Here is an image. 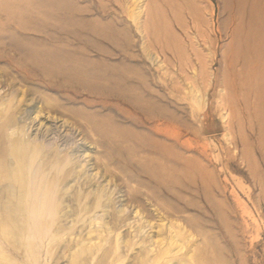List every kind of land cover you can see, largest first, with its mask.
Returning <instances> with one entry per match:
<instances>
[{"label":"rangeland","instance_id":"1","mask_svg":"<svg viewBox=\"0 0 264 264\" xmlns=\"http://www.w3.org/2000/svg\"><path fill=\"white\" fill-rule=\"evenodd\" d=\"M233 6L234 0H0V160L12 169L7 151L20 142L32 186V200L18 205L15 180L0 181V219L11 210L22 228L18 248L0 229V244L16 262L71 264L80 254L85 264H154L151 255L175 234L168 264H264V105L250 102L259 95L253 76L264 75V48H256L258 56L244 48L262 40L264 11L259 18L248 6ZM35 48L136 61L141 106L88 79L46 75L31 58ZM161 103L162 118L154 109ZM39 110L56 122L31 126Z\"/></svg>","mask_w":264,"mask_h":264},{"label":"bare ground","instance_id":"2","mask_svg":"<svg viewBox=\"0 0 264 264\" xmlns=\"http://www.w3.org/2000/svg\"><path fill=\"white\" fill-rule=\"evenodd\" d=\"M231 1H233V0H231ZM234 3H235V5H236V7H234V8H237V9H239L240 11L243 9V8H245V7H249V9H247V10H249V12H250V14L253 16V15H256V17H257V14L259 13H261V11H264L263 10V6L261 7L259 4H261V5H264V4H262L261 3V0H260V2L258 1V0H250V1H248V0H234ZM263 3H264V0H263ZM62 5H64V2H63V4ZM231 5H232V3H231ZM259 5V6H258ZM256 6H258V7H256ZM232 7V8H233ZM247 7V8H248ZM196 8H197V6H196ZM262 8V10L260 11V9ZM198 9V8H197ZM200 9H201V7H200ZM198 10L199 11V13L201 12V10ZM238 10V11H239ZM235 11H236V9H235ZM237 11V12H238ZM244 11H245V9H244ZM243 11V12H244ZM195 12V11H194ZM193 12V13H194ZM257 12V13H256ZM245 13V12H244ZM244 13H242V14H244ZM256 13V14H255ZM197 14V13H196ZM195 14V15H196ZM201 14V13H200ZM236 14V13H235ZM258 14V17L259 18H262L263 16H262V13L260 14L262 17H260V15ZM199 15V14H198ZM246 15H249V14H247L246 13ZM250 15V16H251ZM264 15V14H263ZM199 16H201V15H199ZM199 16H198V18H199ZM237 16H239L238 14H237ZM242 16V15H241ZM249 16V17H250ZM252 16H251V18H252ZM203 16H201V18H202ZM243 17V16H242ZM240 18V17H239ZM247 18V17H246ZM255 18V17H254ZM244 19V18H243ZM249 19V18H248ZM238 20H240V19H238ZM250 21V20H249ZM248 21V22H249ZM252 21L254 22V19H252ZM256 21V20H255ZM242 22V19H241V21L239 22V23H241ZM246 22V21H245ZM245 22H242V23H245ZM258 22H260V19L258 20ZM257 21H256V24H259ZM262 22H264V20H262L261 19V24L259 25V27L260 26H262ZM241 23V24H242ZM247 24V23H246ZM254 24V23H253ZM253 24L251 23L250 25H249V27L248 28H250V27H252L253 26ZM107 25V24H106ZM263 26H264V23H263ZM245 27H247V26H245ZM247 28V29H248ZM254 29V28H253ZM252 29V31H251V28L248 30L249 32H251V33H253V31L255 30H253ZM260 29V32H261V29L262 28H259ZM259 29H257V25H256V31L255 32H257V35H255V36H258V34L260 33H258V31L257 30H259ZM242 30V29H241ZM240 30V31H241ZM237 31L238 30H236V35L239 33V31H238V33H237ZM248 31H246V33L248 32ZM119 32V31H118ZM242 32V31H241ZM254 32V33H255ZM262 32H264V30L262 31ZM262 32H261V34H262ZM245 33V34H246ZM251 33L250 34H246L247 35V37H248V35L250 36L251 35ZM261 34H259L260 36H259V38H262V40H260L259 38V41L260 42H258L259 44H255V41L257 42V37H255L256 38V40L253 38V40H255V41H252L253 42V44H248V45H246V47H244L245 48V51H246V49H247V51L246 52H250L251 51V54H252V51L253 50H255V55L257 54V50H259V49H261V47H262V50H263V48H264V37H263V35H261ZM239 35V34H238ZM243 35V34H242ZM76 36H77V34H76ZM235 36V35H234ZM245 36V35H244ZM252 36H253V34H252ZM243 37V36H242ZM247 37H245V38H247ZM235 38V37H234ZM250 38V37H249ZM249 38H248V40H249ZM234 40V39H233ZM238 40V39H237ZM236 39H235V41H233V43L234 42H236L237 41ZM241 40H243L244 41V39L242 38ZM247 40V41H248ZM242 41V42H243ZM246 41V42H247ZM250 41V40H249ZM248 41V42H249ZM240 42V41H239ZM235 44V43H234ZM238 44V43H237ZM241 44V43H240ZM166 45V44H165ZM233 44H232V42H231V46H232ZM243 46H244V44H242ZM261 47H260V46ZM240 46V45H239ZM260 47V48H259ZM256 48H259V49H257L256 50ZM240 49H242V46H241V48ZM34 50V53L32 52L31 53V58L33 59V62H35V64L37 63V65L38 66H40L41 68H42V71L43 72H45L46 73V75H58V74H60V73H62V74H65L69 79H75V80H81V81H86V82H88V83H91L92 85L93 84H95V85H97L98 87H99V89L100 90H102V89H108L110 92V94H113V93H117V94H113V95H118L119 94V96H120V94H121V96H124V97H126V98H129V100L130 101H132L136 106H138L139 107V105L141 104V99L143 98L142 96H141V92L139 91V87H140V84H141V82H142V79L138 76L139 74V68H141L140 66H139V64L135 61H133V60H118V61H115V62H113V61H108V60H104V59H98L97 61L96 60H94V59H87L86 57H83V56H71V57H69V56H67V55H59V54H56V53H51V52H47V53H44V52H39V51H36V48L35 49H33ZM233 50V49H232ZM239 50V49H238ZM243 50V49H242ZM242 50H241V52H242ZM262 50H259V52L260 51H262ZM257 51V52H256ZM240 52V51H239ZM248 52V53H249ZM264 52V50L262 51V53ZM69 53V52H68ZM242 53H244V51L242 52ZM241 53V54H242ZM254 53V52H253ZM241 54H239V55H241ZM261 54V53H260ZM244 55V54H243ZM254 55V56H255ZM248 56V55H247ZM253 56V57H254ZM257 56H258V54H257ZM257 56H255V57H257ZM261 56H262V54H261ZM261 56H259L258 57V59L260 58V60H261ZM264 56V55H263ZM228 57V56H227ZM244 57V56H243ZM246 57V56H245ZM244 57V58H245ZM250 57V56H249ZM226 58V57H225ZM232 58V57H231ZM240 59V58H239ZM242 59V58H241ZM257 59V58H256ZM229 60V59H228ZM231 60V59H230ZM247 60V62H249V60L248 59H246ZM264 60V58L261 60V62ZM182 61V60H181ZM254 61H257V60H254ZM228 62H230V61H228ZM246 62V61H245ZM232 63V62H231ZM252 63H255V62H253V61H251V63H247L248 65H247V67L249 66V67H251L249 64H252ZM228 64V63H227ZM259 64H261V63H259ZM254 65V64H253ZM256 65V64H255ZM229 66V65H228ZM227 66V67H228ZM235 66V65H234ZM244 66V65H243ZM260 66V65H259ZM230 67V66H229ZM246 67V66H245ZM256 67H258V66H256ZM256 67H254V68H256ZM232 68V67H231ZM235 68V67H234ZM242 68V67H241ZM240 68V69H241ZM261 68V66L258 68V70ZM262 68H264V65H263V67ZM260 69L261 71L263 70V69ZM247 69V68H246ZM251 69V68H250ZM140 70H142V69H140ZM200 70V69H199ZM202 70V69H201ZM231 70H234V69H231ZM238 70V69H237ZM248 70V69H247ZM249 71V70H248ZM251 71H252V69H251ZM254 71V70H253ZM257 71V69L254 71V73ZM261 71H259L260 73H261ZM264 71V70H263ZM262 71V72H263ZM242 72V71H241ZM250 72V71H249ZM235 73V72H234ZM251 74L253 73V72H250ZM249 73V74H250ZM257 73H258V71H257ZM61 74V75H62ZM199 74V73H198ZM236 74V73H235ZM234 74V75H235ZM249 74H247V77H248V75ZM259 74V73H258ZM253 75V74H252ZM141 76H142V74H141ZM236 76V75H235ZM238 76V75H237ZM251 76V75H250ZM145 77V76H144ZM232 77V76H231ZM243 77V76H242ZM253 77H255V81H254V86H257V90H255V91H258L259 92V95H257L255 92H254V100H250L249 98H247V99H249L250 100V102L251 101H255V106L259 103V105L260 106H263L264 105V75L263 76H260V75H257V76H253ZM234 78V77H233ZM245 78V77H244ZM251 78V77H250ZM86 79H88V81L86 80ZM91 79V80H90ZM231 79V78H230ZM229 79V80H230ZM249 79V78H248ZM235 80V79H234ZM238 80V79H237ZM251 80V79H250ZM249 81V80H248ZM169 82V81H168ZM235 82H238V81H236L235 80ZM244 83V82H243ZM235 85H236V83H234ZM245 84H247V83H245ZM223 85V84H222ZM231 85H233V84H231ZM249 85V84H248ZM251 85V84H250ZM234 86V85H233ZM233 86H232V88H233ZM241 86V85H240ZM143 87V86H142ZM239 87V86H238ZM245 87V86H244ZM251 87H253V85L251 86ZM235 88H237V87H235ZM250 88V87H249ZM117 90V91H116ZM228 91V90H226V85H224V88H222V92L223 91ZM233 90V89H232ZM242 90V89H241ZM247 90H248V87H247ZM252 90V89H251ZM112 91H114V92H112ZM236 91V90H235ZM235 91H233V92H235ZM238 91H240V89L238 90ZM225 92H223V94H222V96H220V105L222 106V107H224V108H226V106H228V103H229V101L227 100V99H229L228 97H227V95L226 94H224ZM109 94V95H110ZM233 94V93H232ZM235 94V93H234ZM166 95V94H165ZM239 93H238V96L237 97H239ZM246 95V93L245 94H243V96H245ZM236 96V95H235ZM249 96V95H248ZM159 98V97H158ZM168 98V97H167ZM241 98V97H240ZM154 99V98H153ZM160 99V98H159ZM244 99V98H243ZM147 100H148V98H147ZM240 100V99H239ZM168 101V100H167ZM249 102V103H250ZM149 103H151V105L153 104V102L151 101V100H149ZM158 103V102H157ZM240 103V102H239ZM232 105V107H234L233 105L234 104H231ZM231 105L229 106V107H231ZM141 106V105H140ZM155 106V105H154ZM252 106V105H251ZM164 106L162 105V103L161 104H157V106H156V108H154L158 113V116L159 117H165L166 116V112H164V108H163ZM231 107V108H232ZM247 107H248V105H247ZM236 108V107H235ZM249 109H250V106L248 107ZM257 108V107H256ZM241 109V108H240ZM251 109H252V107H251ZM255 109V108H254ZM253 109V110H254ZM262 109V108H261ZM264 109V108H263ZM262 109V110H263ZM231 110V109H230ZM256 110V109H255ZM74 111V110H73ZM238 111H240V110H237V112ZM42 111L41 110H39L38 112H37V114L32 118V121L30 122V123H32L31 124V126L32 125H34V124H36V125H38V124H40V125H47L46 123H55L56 122V120H57V116L56 117H54V116H51L50 114H44V115H42V113H41ZM75 112H78V113H80V115H83L86 119H87V121L88 122H90V123H93L94 122V118H93V116H92V114L90 115V114H86V113H83L81 110H75ZM241 113V112H240ZM242 113H243V111H242ZM261 113H262V111H261ZM230 115V112H228V110L225 112V114L223 115V121L226 123V124H228V128L231 126V124H232V122L231 121H228V116ZM232 114H233V112H232ZM244 114V113H243ZM235 115V114H234ZM246 115H247V113H246ZM233 116V115H232ZM231 116V117H232ZM245 116V115H244ZM261 116V115H260ZM170 117V116H169ZM258 117V116H257ZM155 118V117H154ZM240 118V117H239ZM243 118V117H242ZM253 118V117H252ZM263 118V117H262ZM254 119V118H253ZM157 120V119H156ZM248 120H250V119H248ZM238 122V121H237ZM253 122V121H252ZM58 123V122H57ZM238 123H240V122H238ZM101 124V123H100ZM248 124V123H247ZM255 124V123H254ZM40 125H39V128H40ZM109 125V124H108ZM240 125V124H239ZM248 125H251V126H249V133H251V131H252V124H248ZM35 126V125H34ZM105 126H107V125H105ZM255 126V125H254ZM104 126H100V128L99 127H97L98 129H102ZM38 127H36V129H37ZM110 129H112L114 132H116V133H118L119 132V130H117V127H115L114 125H110V127H109ZM230 129V128H229ZM103 130V129H102ZM166 130H167V128H166ZM262 129H260V131H261ZM249 148V147H248ZM8 153L7 154H9V155H12L13 156V159H14V167L12 168V169H10L7 165H5L4 164V160L5 159H1L0 161H1V165H2V167H1V169H0V181H3L4 179H10V177L13 179V180H15V182L17 183V185H18V187H19V191H20V196L18 197V205L20 204H24V203H27V202H30L31 200H32V196H31V192H29V190L32 188V186H31V182H30V177H28V174H27V172H26V169H27V167H28V162L26 161V157H25V148H24V146L20 143V142H17L16 141V143H14L13 144V146L7 151ZM0 153H2V151L0 150ZM248 154V153H247ZM3 157V156H2ZM11 157V156H10ZM6 188V187H5ZM41 188V187H40ZM40 193V192H39ZM35 199H37V201H38V199L39 198H35ZM5 200V199H4ZM41 200V199H40ZM10 201V200H9ZM11 202V204H12V200L10 201ZM39 202V201H38ZM25 205V204H24ZM44 205V204H43ZM7 209V208H6ZM40 210V209H39ZM6 212H7V210H6ZM13 214H12V211L10 210V212H8L7 214H6V216L5 217H2L1 219H0V229H1V232L5 235V237L7 238V240H8V242L11 244V245H13V246H15V247H20L23 243H21V241H20V237H19V232L18 231H22V228H20L19 226H16L15 224H16V222H15V220L13 219V216H12ZM19 220V219H18ZM22 221H23V219H22ZM25 221V220H24ZM23 227V226H22ZM37 229V228H36ZM93 231V230H92ZM91 233V232H90ZM175 234L173 235V236H171L170 238H169V240H166V242L164 243V245L160 248L159 247V249L153 254V255H151L152 257L151 258H149V260H151L152 261V263H154L155 264V262H162V264H164V260H165V264H168L169 262H170V259L172 258V256L173 255H175L174 253H172V249L170 248L171 246H172V244L176 241V239H175ZM162 242H164V238L163 239H161V243ZM7 250H5L4 249V247H3V245L2 244H0V264H21L20 262H16L15 260H14V258L13 257H11L7 252H6ZM151 251V250H150ZM171 254H173V255H171ZM148 255H150L149 254V252H147V256ZM139 262V261H138ZM166 262H168V263H166ZM140 263V262H139ZM138 263V264H139ZM141 263H142V260H141ZM71 264H85V262H83V259H82V257H81V255L80 254H77V255H75V257H74V259H73V261H72V263ZM101 264H108V262L106 261V260H104ZM109 264H110V262H109Z\"/></svg>","mask_w":264,"mask_h":264}]
</instances>
